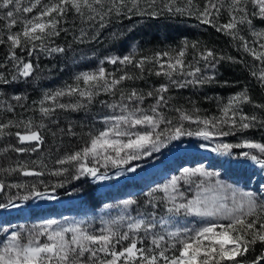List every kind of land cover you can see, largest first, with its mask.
I'll use <instances>...</instances> for the list:
<instances>
[{
	"label": "snow or ice",
	"instance_id": "1",
	"mask_svg": "<svg viewBox=\"0 0 264 264\" xmlns=\"http://www.w3.org/2000/svg\"><path fill=\"white\" fill-rule=\"evenodd\" d=\"M156 3L157 0H150L148 6L154 8ZM139 4L140 0H28L27 4L23 0H0V21L4 22L3 28H0V44L9 46L7 60L11 62V68L3 63H0V68L10 72L12 80L27 79L33 75L35 65L18 56L16 49L26 51L28 56H32L34 51L48 54L65 52L64 47H51L49 43L51 38L65 30L61 24L66 22L69 13L79 17L82 22H88L93 28L95 22L103 29L107 25L106 18L110 19L113 14H125V9L127 13L135 10L145 14ZM249 4L255 9L251 16L264 20V0H207L203 8L195 5L194 0H186L183 4L178 0H161V11L195 15L201 24L215 27L217 32H223L233 40L239 39L242 42L240 47L259 62V71H252L251 75L264 87V43L260 42L264 41V30L254 29L248 12ZM222 9L228 11L230 19L217 25L213 15L218 20ZM34 11L36 14L31 18L20 15ZM238 13L242 15L238 17ZM150 14L157 15L154 10ZM18 23L23 24L22 30L13 32ZM245 23L255 38L252 44H258V47H250L249 42L240 35L238 25ZM86 36L89 33L81 29L75 39L83 42ZM191 48L194 53L192 61L185 59L188 44L184 43L173 50L174 54L165 51L156 53L154 58L144 57L134 61L133 53L122 58L108 57L106 62L132 65L141 73L146 63H155L159 66L155 75L167 77L169 83L178 88L214 83V75H205V70L214 69L224 58L217 57L211 49L199 50L195 42ZM162 57H167L166 64L161 63ZM201 60L204 61L203 68L200 66ZM176 76L182 79H176ZM137 78L142 76L127 72L116 76L104 66H98L94 71L77 74L72 84L44 93L37 109L44 119L53 117L58 109L78 111L96 103L100 95L116 97L119 94V99L111 103L99 101L110 109L108 115L100 118L102 127L93 125L82 134L68 127L66 134L72 137L79 135L80 146L58 158L55 164L59 167L49 170L50 175L64 177L65 180L89 177L94 181H103L109 178V168L122 169L132 161L159 152L162 147L183 136L197 137L206 142L200 145L206 150L220 156L250 160L264 170V143L243 140L233 144L219 139L257 124L264 127V120L243 112L241 106L244 104L264 109V104L253 103L247 89L233 94L226 103L218 101L219 115L201 117L198 115L200 110L194 106L191 110L171 109L178 115L170 118L162 111L170 99L164 95L169 91V84H162L147 93L122 87L126 80ZM8 82L5 74L0 73V83ZM64 97H68L69 102H62ZM148 98H153L155 102L144 107ZM11 99L19 103L24 98L14 95ZM20 106L24 107L23 104ZM0 110L15 116V105L10 102L0 100ZM185 122L196 127L186 128ZM44 127L43 122L37 124L31 118L0 120V138L14 136L18 144L28 145H9L4 151H37L44 143L41 131ZM61 132L65 130L61 129ZM233 149L248 151L237 155ZM101 169L105 171L101 172ZM126 170L135 172L136 168ZM0 171L20 172L26 177L44 175L43 171L29 170L26 163L19 162L16 167ZM219 177V172L207 171L202 166L185 167L179 175L172 176L145 194L148 196L145 211L132 216L127 209L138 201L124 200L122 207L125 212L112 219L101 218L99 229L93 227L91 220L60 222L54 219L30 229L21 227L0 241V264H242L237 257L245 256L257 242L264 244V200H258V194L253 191L224 183ZM63 183L60 181L56 186H63ZM25 186L9 185L13 188ZM3 188L4 184L0 183V190ZM31 188L30 195L23 196V200H28L30 196L49 198L38 191L36 185ZM158 192L162 195L157 196ZM7 206H13L11 201ZM161 206L163 215L157 212ZM261 260H264V254L257 258L255 264H260Z\"/></svg>",
	"mask_w": 264,
	"mask_h": 264
},
{
	"label": "rangeland",
	"instance_id": "2",
	"mask_svg": "<svg viewBox=\"0 0 264 264\" xmlns=\"http://www.w3.org/2000/svg\"><path fill=\"white\" fill-rule=\"evenodd\" d=\"M23 2L27 4L28 0H23ZM178 2L183 4L186 3V0H178ZM206 2L207 0H194V4L200 8H203ZM149 3L150 0H140L139 8L145 14H140L135 10L127 13L125 9V14L119 16L115 14L111 15L110 19L106 18L107 25L103 29H100L99 24L95 22H93L95 24L93 28L88 22H82L79 17L73 13H69L68 15H72L73 17H66V22L61 24V27L65 30L61 31L59 35L60 38L63 37L69 42L67 47L61 45L65 48V52L54 56V59L51 58L46 64L39 62L38 57L32 55L31 63L35 65V70L33 75L25 81L23 80V82L11 80V73L7 70L5 71V74L7 72L10 74L7 78L9 82L6 83V88L14 92L9 97L6 94L7 98L5 101L10 102L15 107H19L11 99L12 96L19 95L24 98L21 102L28 105L20 112L26 116L18 115L15 119L31 118L37 124L41 122L45 124L49 120L46 123L51 122L53 124L55 118L44 119L37 110L39 107L38 102L43 98L44 93L63 88L67 84H72L77 74L83 71H94L98 66H104L108 72L116 76L123 74V72H127L133 76H142V78L126 80L122 85L126 90L136 88L147 93L154 88L160 87L162 84H169V91L164 95L170 99L167 107L162 109V111L170 118L178 115L171 109L183 108L191 110L194 106L200 110L198 115L201 117L219 115L218 101L226 103L228 98L233 94L245 89L248 91V82L245 79L240 78L238 81H231L229 76L219 70L222 61L225 62L222 65L223 70H228L233 61L237 62L235 59H229V57H233V54H237L240 58L243 56L247 60L243 68H247L248 75L246 78L248 81L250 77H253L251 75L252 71H259V62L254 60L251 55L240 47L242 42L239 39L233 40L227 35L230 44L227 42V45L222 46L221 44L214 45L210 41L205 40L196 41V32L200 31L204 27V24H201L195 18V15L189 16L186 13L180 15L161 11V0H157L154 8H150L148 6ZM129 7H131V4H129ZM153 10L156 11V16L150 14ZM253 11L255 9L249 4L248 12L254 29L256 31L264 30V20L251 16ZM35 14L34 11L33 13H21L20 15L31 18ZM240 15L242 14H237L238 17ZM229 19L230 17L226 9L221 10L218 20L213 15V20L217 25L227 23ZM3 24L4 22L0 21V28H3ZM22 28L23 24L18 23L12 31H20ZM238 28L240 35L249 42L250 47H258V44H252L255 38L249 32L247 23L238 25ZM81 29L89 33V36L84 37L83 42L75 39V37L80 35ZM187 29L192 31L189 35H187ZM4 31L6 32L7 30L4 29ZM59 36L51 38L52 41L49 45ZM4 39H6V35ZM194 42L198 43L199 50L210 46L217 57L228 56L226 59L219 60L214 69L209 68L205 70V75H214L215 82L212 84L204 86L189 85L184 88H178L175 85H171L167 77L155 75V71L159 70V66L155 63H146L144 65L145 70L141 73L140 69L132 65H113L106 62L108 57L122 58L124 55H131L133 53H135L134 61H139L144 57L154 58L156 53L173 52V50L182 47L184 43L188 44L185 59L192 61L194 53L191 44ZM260 42L264 43V41ZM228 46H231V48ZM224 47L230 50L227 51ZM34 52L36 53V51ZM102 61L104 62L103 64L101 63ZM166 62L167 57H162L161 63L166 64ZM203 65L204 61L201 60L200 66L202 68ZM0 69L3 70L4 68ZM149 69L153 71L150 72ZM120 70H123V72ZM175 78L182 79L180 76H176ZM253 82L254 84L256 83V93L250 94V97L254 104H264V87L261 86L256 78ZM6 88L3 89L2 83H0V96L3 95V91ZM96 99V104L100 100L111 103L114 99H119V94L116 97L100 95ZM33 102L36 103L34 104ZM62 102H69V98L64 97ZM154 102L153 98H148L145 100L144 107H148ZM96 104L94 103L78 111H65L64 113L70 114L71 118L77 121V123H68L66 126H74L81 130V134L93 125L96 128L102 127L100 118L108 115L110 109L100 103L99 105ZM241 107L245 114L256 115L259 119L264 120V109L254 107L253 104H244ZM57 127V129H60L58 125ZM185 127L195 128L196 125H190L185 122ZM219 139L233 144L240 143L243 140L264 143V127L257 124L248 130L237 131L234 135ZM80 143L81 141L78 147ZM205 143V141L194 136H183L179 140L171 141L162 147L159 152H152L151 155L132 161L122 169L109 168L107 170L109 178L103 181H94L89 177H84L80 180H71L70 178L65 180L64 177L50 175L49 170L59 167L55 164V161L67 152H70L67 150V147L57 151L54 158L51 159H48L49 155L43 156L41 155L43 153H40V155L36 154L33 156L36 163H32V168L40 167L45 171L46 176H50L51 180L64 178L63 187L59 190L61 193L53 190L52 187L42 186V189L38 191L45 193L49 198L39 199L30 196L28 200H23L22 197L30 195L32 190L9 187L10 184H17L18 182L15 177H12L13 173L7 174V178L5 179H0V183H3L4 187H6L3 194L1 193L2 190L0 192V205H6V207H0V241H3L12 231H18L21 227L30 229L50 219L60 222L91 220L93 221V227L99 229L101 227V218L112 219L125 212V209L122 207V201L127 199L138 201L137 204L127 209L128 213L136 216L138 212L145 211V202L148 200V196L145 194L157 185H162L171 179L172 176L179 175L180 171L185 167L194 168L202 166L207 171L219 172V178L224 183L241 190L253 191L258 194V200H264V170L260 169L250 160L237 159L236 156H220L200 147L201 144ZM2 148H0V153L2 152ZM243 151L248 150L233 149V152L237 155ZM251 151L259 155L255 149ZM5 162V158L1 159L0 157V169H4V167L9 168ZM129 167H135L136 171L128 172L126 169ZM104 171L105 169H101V172ZM2 174L6 173L0 171V175ZM53 183L55 184L56 182ZM48 185H52V183L49 182ZM88 187H92L90 192H88ZM156 195L159 196L162 193L158 192ZM10 201L13 206H7ZM148 210L151 211V209ZM157 212L159 215H163V207L158 208ZM262 254H264V248L260 253L250 251L243 257H237V259L241 260L242 264H255L257 258ZM226 264H231V262H226ZM260 264H264V260H261Z\"/></svg>",
	"mask_w": 264,
	"mask_h": 264
},
{
	"label": "trees",
	"instance_id": "3",
	"mask_svg": "<svg viewBox=\"0 0 264 264\" xmlns=\"http://www.w3.org/2000/svg\"><path fill=\"white\" fill-rule=\"evenodd\" d=\"M67 17H73L72 15H68ZM187 35H189L192 31L187 29ZM193 34V33H192ZM197 38L195 39L196 41H200V40H205V41H210L212 44L216 45V44H221L222 45H227L228 41V37L227 35H225L223 32H217L215 27H211L209 25H205L204 27L196 32L195 35ZM52 41V40H51ZM69 44V42H67V40L65 38H60V36L55 39L49 46L51 47H55V46H60L64 45L67 47V45ZM230 44V43H229ZM229 48H231V46H228ZM212 49V47H207ZM225 50H230L227 49V47H224ZM8 50H9V46L7 45H2L0 44V63L3 64H8V68H11V62L7 60V56H8ZM17 55L22 57L25 61H32V57L28 56L26 51H21L20 49H16ZM219 52V51H218ZM37 53V55H36ZM33 52L32 55H35L36 57H38V61L39 62H44L43 64H46L48 61L52 59H54V56H57L59 53H45V52H40V51H36ZM223 58H228V56L223 55ZM233 59H235L237 62H234L231 64V66L229 67L228 70H223V64L225 63L224 61L221 62V67L219 66V70L221 72H224L225 75L229 76V78H231V81H238L240 80V78L245 79L248 82L247 88H248V92L249 95L252 93H256V83L254 84L253 80L255 81L254 77H250L249 81L247 80L246 76L248 75V71L247 68L244 67L243 65H245V62H247L246 58L241 56H238L237 54H233ZM6 69L4 68L3 70L0 69V73H4L5 74ZM10 74L7 72L5 74V76L8 78ZM232 75H234V77H232ZM12 76V75H11ZM29 78V77H28ZM27 78V79H28ZM12 80V79H11ZM23 80L25 81V78H18L17 81L18 82H23ZM18 84V83H17ZM16 87H18L17 85H15ZM2 87L3 89L6 88V84L2 83ZM14 92L12 90H10L9 88H6L3 91V95L0 96V99H4L6 100V94H8V97L10 95H12ZM36 99V98H35ZM101 101V100H100ZM30 102V101H29ZM97 102V99H96ZM14 104L18 105L19 107H15V116H13L12 113H7L4 112L2 110H0V120L3 121H7V119L12 118L15 119L18 115L21 116H26L24 113H20L24 107L28 106L24 103H22L21 101L19 103H17V101L14 100ZM23 104L24 107H21L20 105ZM96 104V103H95ZM96 105H99V101ZM34 106V105H33ZM65 111H61L58 110L56 111L54 117V123L52 124L51 122L46 123L48 121L45 122V127L43 129H41L42 134H43V138H44V143L39 147V149L35 152H28V153H17L14 151H7L5 152L4 149L8 148L9 145H15L16 147H28V145H20L17 143L16 137L12 136H4L3 138H0V148H2V152L0 153V157L1 159L5 158V163L6 166L9 167H16L17 166V162L19 163H26L28 165L29 169L32 170H38V171H43L44 175L42 176H23L20 172H14L12 175V177H15L17 184H24L26 185L24 188H27V190H32L31 186L32 185H36L37 190H41L42 186L44 187H52L53 190L61 193V191H59L63 186H56L59 185L60 181H64V178H58V179H52L50 178V176H46L45 175V171L42 170L40 167H35L32 168L33 166V161L34 158L33 156H35L36 154L43 153L41 155L46 156L49 155L48 159L54 158V156L56 155L57 151H59L60 149L66 148L68 151H72L75 148H78V144L80 142L79 139V135L77 137H72L66 134V130L68 129V125L66 126V124L71 122H76V120H74L73 118H71L70 114L68 113H64ZM71 119V120H70ZM57 125L60 127V129H57ZM73 128V130L75 132H77L78 134H81V130L75 128L74 126H71ZM61 129L65 130L64 133L61 132ZM11 131L15 132L16 129H11ZM55 133V135H54ZM32 161V162H31ZM4 163V162H3ZM8 167H4V169H6ZM6 174H2L0 175V179H5L7 178V174L9 175L8 172H5ZM49 182L52 183V185H48ZM53 182H56L55 184ZM48 183V184H47ZM47 184V186H46ZM64 184V183H63ZM55 186V187H54ZM51 188V189H52ZM92 187H88V192L91 191ZM6 187L3 188L2 190V194L4 193ZM0 193V194H1ZM263 244L261 243H256L254 246L251 247V252H258L260 253L263 249ZM249 251V252H250Z\"/></svg>",
	"mask_w": 264,
	"mask_h": 264
},
{
	"label": "water",
	"instance_id": "4",
	"mask_svg": "<svg viewBox=\"0 0 264 264\" xmlns=\"http://www.w3.org/2000/svg\"><path fill=\"white\" fill-rule=\"evenodd\" d=\"M29 170H32V169H29ZM0 192H1V190H0Z\"/></svg>",
	"mask_w": 264,
	"mask_h": 264
}]
</instances>
